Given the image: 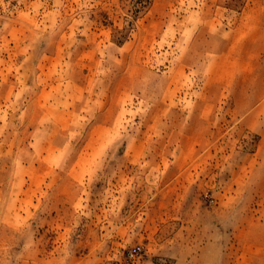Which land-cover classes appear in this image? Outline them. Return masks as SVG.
Listing matches in <instances>:
<instances>
[{
  "label": "rangeland",
  "instance_id": "obj_1",
  "mask_svg": "<svg viewBox=\"0 0 264 264\" xmlns=\"http://www.w3.org/2000/svg\"><path fill=\"white\" fill-rule=\"evenodd\" d=\"M0 0V264H264V0Z\"/></svg>",
  "mask_w": 264,
  "mask_h": 264
},
{
  "label": "trees",
  "instance_id": "obj_2",
  "mask_svg": "<svg viewBox=\"0 0 264 264\" xmlns=\"http://www.w3.org/2000/svg\"><path fill=\"white\" fill-rule=\"evenodd\" d=\"M147 2V0H135V8H134V12L136 13L143 5L144 3Z\"/></svg>",
  "mask_w": 264,
  "mask_h": 264
}]
</instances>
